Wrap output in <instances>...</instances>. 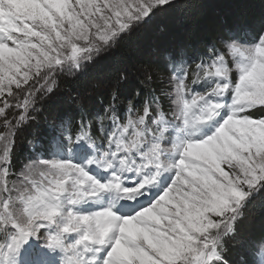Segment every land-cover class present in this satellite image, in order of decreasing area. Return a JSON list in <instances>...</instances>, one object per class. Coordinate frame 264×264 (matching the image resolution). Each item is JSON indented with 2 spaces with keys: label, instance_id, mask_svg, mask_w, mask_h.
<instances>
[{
  "label": "snow or ice",
  "instance_id": "obj_1",
  "mask_svg": "<svg viewBox=\"0 0 264 264\" xmlns=\"http://www.w3.org/2000/svg\"><path fill=\"white\" fill-rule=\"evenodd\" d=\"M249 2L182 0L145 49L126 38L177 0H0V264H264L240 231L264 191V12L207 8ZM117 49L90 89H61ZM65 90L29 141L51 158L17 169Z\"/></svg>",
  "mask_w": 264,
  "mask_h": 264
},
{
  "label": "trees",
  "instance_id": "obj_2",
  "mask_svg": "<svg viewBox=\"0 0 264 264\" xmlns=\"http://www.w3.org/2000/svg\"><path fill=\"white\" fill-rule=\"evenodd\" d=\"M184 7L185 6L182 3V0H180L169 10L157 13L158 16L156 19L154 16L150 24L146 25L142 29H138L133 33L131 37L126 38L127 42L133 47L140 45L147 49V47L156 38V35L162 26L165 28L174 27V21L177 16L181 14V10ZM207 8L209 10V15L224 14L232 11L244 10L249 15L256 16L264 12V3H261V0H250L249 3L242 5L209 4L207 5ZM161 38H163V36ZM124 55V49H117L115 52L102 57L99 61H97L96 65L90 66L87 71L77 77L75 81L67 76L63 77L60 80L61 89H72L73 91L79 90L81 92H83L85 88L90 89L92 85H94L98 80L101 79L100 71H102L106 67L112 66L118 59H123ZM162 58L163 53H161V59ZM58 95L59 96L57 98L50 100L48 101V103H45L43 105V111L37 117L39 123L30 124V126L25 129L23 135L18 140L16 149L17 168H20L23 165V162L26 159H29V156L34 155V152L31 151L32 145L29 144V141L35 142L41 137H44V135L48 132L47 120H51L53 118L54 111H56L59 106L69 103L72 91H61L60 93H58ZM106 98V93L97 91L93 94L92 97L84 98L83 104L90 110H99ZM78 111V109L73 107L72 115L76 119H79L77 115ZM45 118H47V120ZM2 130V127H0V131ZM40 143L43 144L44 147L48 148V142L46 139L42 138ZM248 210L256 216L255 219H264V191L254 197L253 201L246 209V214ZM260 225L261 226L258 227L261 232L260 237H262L264 234V222Z\"/></svg>",
  "mask_w": 264,
  "mask_h": 264
},
{
  "label": "rangeland",
  "instance_id": "obj_3",
  "mask_svg": "<svg viewBox=\"0 0 264 264\" xmlns=\"http://www.w3.org/2000/svg\"><path fill=\"white\" fill-rule=\"evenodd\" d=\"M180 0H177V2H179ZM177 4V3H176ZM175 5V4H174ZM159 13V12H157ZM155 14V19L157 18L158 14ZM38 149L37 152H40L42 151V149L40 147H37ZM52 151V150H51ZM60 155H67V152L66 150L65 151H62L60 153H58ZM77 158H79V155L78 153H73ZM48 156V158H46ZM29 159H34L35 158V155H31L28 157ZM43 158L45 159H50L51 158V155H43ZM22 167V166H21ZM16 168H17V165H16ZM19 169V168H17ZM255 215L253 213H251L249 210L247 211V214H246V211H245V217L244 219L242 220L241 222V225H240V231H241V235L246 238V239H251L253 241L256 242L257 244V247L259 246V241L261 240V235H260V229L258 226H261L260 224H263L264 222V219H255ZM264 237V234L263 236Z\"/></svg>",
  "mask_w": 264,
  "mask_h": 264
}]
</instances>
